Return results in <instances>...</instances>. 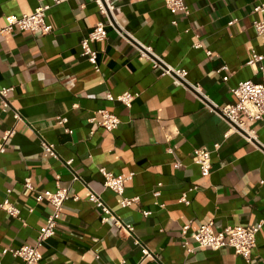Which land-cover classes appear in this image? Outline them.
I'll use <instances>...</instances> for the list:
<instances>
[{
	"label": "crops",
	"instance_id": "crops-1",
	"mask_svg": "<svg viewBox=\"0 0 264 264\" xmlns=\"http://www.w3.org/2000/svg\"><path fill=\"white\" fill-rule=\"evenodd\" d=\"M112 1L117 29L108 27L106 40L92 45L99 72L81 47L106 20L94 0L59 5L44 0L51 5L46 22L52 32L46 36L18 29L0 33V88L13 89L8 108L0 98V142L6 144L0 155V203L8 199L20 209L18 217L0 211V264H25L3 251L34 246L54 211L24 187L28 178L38 193L60 185L70 194L56 236L40 249L41 264H139L142 248L135 237L155 256L140 264H264V122L255 126L258 142L248 143L218 113L237 102L232 89L238 83H264V70L248 65L254 53L264 55V37L253 25L264 21V13L253 12L264 0H184L189 15L172 14L164 0ZM39 5L0 0V31L7 16L32 14ZM148 48L164 65L186 70V83L163 76L143 58L140 52ZM126 92L137 95L130 107L107 98ZM100 111L120 118L117 130L99 126ZM63 116L72 133L57 124ZM12 129L15 134L4 140ZM41 138L55 145L58 159L45 156ZM203 147L212 152L209 177L193 162L195 150ZM102 168L133 175L125 182V196L138 202L122 208L121 198L104 189ZM89 188L134 227L133 235L102 221ZM143 211L152 214L145 217ZM209 223L216 231L261 223L250 263L231 248L189 255L182 228L190 224L191 234Z\"/></svg>",
	"mask_w": 264,
	"mask_h": 264
},
{
	"label": "built area",
	"instance_id": "built-area-1",
	"mask_svg": "<svg viewBox=\"0 0 264 264\" xmlns=\"http://www.w3.org/2000/svg\"><path fill=\"white\" fill-rule=\"evenodd\" d=\"M40 5L35 9L32 14L22 16H7L6 27L0 31L1 34L11 33L15 29L19 31H27L32 34L40 33L44 36L52 32V26L46 22V12L51 8V5L44 4V0H38ZM55 5H59L67 0H52ZM97 4L100 14L106 19L100 21L94 27V29L84 38L81 42L82 56L86 57L88 62L93 65L94 69L99 72L100 66L98 63V52L92 45L95 43H101L107 38V28L112 27L117 29L116 22L113 21L114 5L112 0H94ZM165 6L172 14L183 13L189 15L191 13L189 7L184 3V0H164ZM254 13H264V4L256 5L253 8ZM254 28L259 37H264V21H255L253 23ZM122 33V32H120ZM123 35V34H121ZM200 43L195 44V48H200ZM143 58L149 59L154 68H161L163 76H176L182 83H186V77L188 72L184 69L170 68L160 61L151 49H143L141 52ZM207 54L211 56V52ZM163 64V65H161ZM248 65L256 69V71L264 70V55H258L254 53L252 58L248 61ZM164 66V67H163ZM220 71H228L227 67H221ZM228 76L223 80L227 81ZM194 90L199 93V87H194ZM12 88H0V98L3 108L9 107L7 100L8 95L12 92ZM232 93L236 96L237 102L233 105H227L226 107L219 109L218 113L224 119H226L233 130L244 137L248 143L258 142L257 131L255 126L258 123L264 122V83L257 84L251 80L242 81L232 89ZM107 98L111 101H118L128 107L132 105L137 95H133L126 92L117 98L108 94ZM102 120L99 122L101 126L107 132H113L118 129L121 124V120L118 116L108 112L100 111ZM20 114L15 115V119L19 120ZM95 121L94 118L91 119ZM68 118L58 117L57 124L65 128V131L72 133V131L66 128ZM15 134V130H10L6 133L4 140L12 137ZM228 136V135H226ZM41 146L44 150L45 156L58 159V155L55 150V145L49 143L46 139L41 138ZM221 145H215V151L220 149ZM6 153L5 141L0 142V155ZM212 152L203 147L196 149L193 156V162L200 168L203 177H209L212 173ZM71 161H66L65 164L68 167L72 165ZM180 166V165H179ZM100 172L104 176V189L110 190L121 198L120 205L122 208H129L138 202L137 198H128L125 196V182L132 179L133 175L124 177L122 175H115L108 171L106 168L100 169ZM79 180V177L76 176ZM24 187L30 191L36 193L35 200L37 203H48L52 205L54 211L46 221V224L39 230L38 237L34 246L23 245L18 249L7 248L3 251V254L10 253L13 257L21 259L25 264H41L43 260V254L41 248L45 243L56 236V228L58 221L60 220L64 204L70 200L69 189L57 185L55 191H44L38 193L32 185L31 179H25ZM90 195L89 201L98 209H100L104 223L112 221L114 226L119 231L125 230L127 233L133 235L134 227L131 225H125L120 218L102 199V197L93 189L89 188ZM160 192H155L154 195L158 197ZM78 199V198H76ZM184 203L189 204L186 198L183 197ZM0 211L5 212L11 217H18L20 215V209L13 205L8 199L0 203ZM152 214L151 211H143L145 217H149ZM191 225H185L182 228V245L186 252L190 255L193 254L196 249H210L219 251L226 248H231L234 252L241 256L247 263H250L253 255V251L257 247V237L262 228V224L254 226H237V227H225L222 230L216 231L212 223L200 226L194 233L190 234ZM190 240L195 243L192 247ZM134 244L142 248V260L143 263L146 259H155L153 253L143 245L138 237L134 238ZM139 263V264H140Z\"/></svg>",
	"mask_w": 264,
	"mask_h": 264
}]
</instances>
